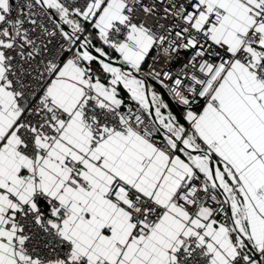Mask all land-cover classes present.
Segmentation results:
<instances>
[{
  "label": "crops",
  "instance_id": "crops-1",
  "mask_svg": "<svg viewBox=\"0 0 264 264\" xmlns=\"http://www.w3.org/2000/svg\"><path fill=\"white\" fill-rule=\"evenodd\" d=\"M203 1L226 10L214 39L236 50L235 34L246 32L255 22L250 15L255 1ZM7 7L8 1L0 0V18ZM121 7L118 0L99 1L76 16L101 35L115 19L123 18ZM77 23L73 22L71 31L85 36ZM260 29L264 47V25ZM151 45L152 36L134 28L131 43L114 48V59L101 53L105 58L99 64L107 70L108 80L97 81V91L114 105L130 93L160 125V136L173 147L179 146L174 157L136 132L115 133L92 148L78 108L85 89L83 71L70 59L59 67L49 89L54 105L64 111L58 123L60 137L38 141L48 152L37 161L20 154L15 135L20 111L2 82L0 53V264H27V258L18 257L12 248L15 233L3 225L8 218L5 207L18 208L11 194L23 202L31 199L33 170L44 191L69 204L71 214L62 223V233L73 242L75 252L88 255L92 263L106 259L122 264H171L178 236L194 234L203 226L199 238L213 253V264H231L237 250L227 239V228L190 215L174 201L183 178L192 175L218 182L219 194L229 201L243 256L250 264H264V258H256L264 245V86L248 67L234 61L216 84L210 101L175 110L148 70ZM91 55L85 63H91ZM188 122H193L195 134L185 132ZM69 158L83 163L87 188L71 178L66 167ZM117 182L166 207L149 236L129 240L133 231L129 214L109 198Z\"/></svg>",
  "mask_w": 264,
  "mask_h": 264
},
{
  "label": "built area",
  "instance_id": "built-area-1",
  "mask_svg": "<svg viewBox=\"0 0 264 264\" xmlns=\"http://www.w3.org/2000/svg\"><path fill=\"white\" fill-rule=\"evenodd\" d=\"M8 7L1 10L0 53L2 56V82L11 90L14 103L20 111L15 135L17 151L37 161L47 150L39 140L55 141L60 137L58 123L64 113L55 106L49 92L59 67L70 59L83 71L85 89L79 110L95 148L115 133L136 132L153 141L164 152L174 157L179 149L160 136L161 127L130 93L122 97L119 105L107 102L97 91V81H107L108 73L95 63H85L65 29L55 19L51 5L66 8L73 14L84 15L101 1L110 0H7ZM122 3V19H115L100 35L111 48L130 44L133 29L152 36L147 54L148 70L158 86L172 103L194 107L210 101L216 84L234 61L244 64L264 86V0H254L250 15L254 24L246 32L235 34L236 50L214 35L219 29L226 10L209 5L203 0H118ZM62 21V20H61ZM76 34V32H75ZM80 34L77 43L81 44ZM86 47V46H84ZM112 84L108 82V87ZM186 133H194L193 122H188ZM185 134L180 139L182 142ZM71 178L88 187L83 177L85 167L81 161L67 159ZM35 190L29 201H21L11 194L18 206L5 207L7 220L4 228L15 233L12 248L18 257H26L27 264H122L101 260L92 263L88 255L76 253L73 242L62 233V223L70 216L71 208L58 196L42 189L37 172L32 171ZM219 184L213 178L201 179L187 175L174 196L190 215L227 228V239L237 253L231 264H250L238 241L231 223L229 201L219 194ZM112 202L126 209L133 225L129 240L147 237L157 227L166 207L152 197H146L117 182L109 192ZM205 227L195 233L178 236L171 264H213V253L200 240ZM256 258H264V245Z\"/></svg>",
  "mask_w": 264,
  "mask_h": 264
},
{
  "label": "rangeland",
  "instance_id": "rangeland-1",
  "mask_svg": "<svg viewBox=\"0 0 264 264\" xmlns=\"http://www.w3.org/2000/svg\"><path fill=\"white\" fill-rule=\"evenodd\" d=\"M52 6V8H53V10H54V12L56 13V15L65 23V24H68V26L70 27L72 24H73V22H78L77 24H79V26H80V24H81V26H82V29L81 30H84V25H86V24H84V22L83 23H80V18L78 17V16H76V15H74V14H72L70 11H68L66 8H61V7H58V6H56V5H51ZM63 24V23H62ZM63 26H64V24H63ZM105 31V30H104ZM104 31H102V33L101 34H103L104 33ZM64 33H65V35H66V37L73 43V45L76 47V49H77V51L80 53V55L82 56V58H83V60L85 61V60H89L91 57H92V55H91V53L89 52V50H88V47H84V45L82 44V42H81V44L80 43H77V40L75 39V38H77L78 39V36H77V32H76V34H75V31H67V30H65L64 31ZM86 38V37H85ZM87 42H89L88 40H87ZM90 43V42H89ZM92 45V44H91ZM100 63V62H99ZM100 65V64H99ZM102 65V64H101ZM100 65V66H101ZM103 67V69L105 70V67L104 66H102ZM105 71H107V70H105Z\"/></svg>",
  "mask_w": 264,
  "mask_h": 264
},
{
  "label": "trees",
  "instance_id": "trees-1",
  "mask_svg": "<svg viewBox=\"0 0 264 264\" xmlns=\"http://www.w3.org/2000/svg\"><path fill=\"white\" fill-rule=\"evenodd\" d=\"M74 15H76V14H74ZM84 24H86V25H84L85 27H84L83 32H85V37L92 44L93 48L95 50H97L98 52L103 53L106 56H108L109 59H114L115 58V56H114V48L108 47L107 45H105L102 42V40L100 38V35H99V33H98L96 28H94V27L89 28L88 27V23H84ZM99 59L101 60V58H98V57L94 56L92 58L91 63H95V64L99 65ZM146 63L148 64V62H146ZM167 99L170 101V99L168 97H167ZM172 104L175 106V110H176V108H181V106H179V105H175L174 103H172Z\"/></svg>",
  "mask_w": 264,
  "mask_h": 264
},
{
  "label": "water",
  "instance_id": "water-1",
  "mask_svg": "<svg viewBox=\"0 0 264 264\" xmlns=\"http://www.w3.org/2000/svg\"><path fill=\"white\" fill-rule=\"evenodd\" d=\"M54 17H55V19L61 24V26H62L65 30H67V31H70V30H71V28H70L67 24H65L63 21H61V19H60L55 13H54ZM62 23L64 24V26H63ZM78 34H80L79 36L87 42V39L85 38V36H84L82 33H78ZM78 43H79V42H78ZM87 43L89 44V47H90V48H88V50H89V52H90L91 54H93V55L96 56V57L105 58L104 55H102L101 53H99L97 50H95V49L93 48V46L91 45V43H89V42H87ZM84 46H85V45H84Z\"/></svg>",
  "mask_w": 264,
  "mask_h": 264
},
{
  "label": "bare ground",
  "instance_id": "bare-ground-1",
  "mask_svg": "<svg viewBox=\"0 0 264 264\" xmlns=\"http://www.w3.org/2000/svg\"><path fill=\"white\" fill-rule=\"evenodd\" d=\"M80 39H81V42H82L83 45H85L86 47L90 48L89 44L84 39H82L81 37H80Z\"/></svg>",
  "mask_w": 264,
  "mask_h": 264
}]
</instances>
